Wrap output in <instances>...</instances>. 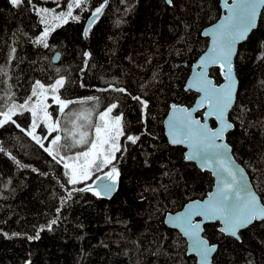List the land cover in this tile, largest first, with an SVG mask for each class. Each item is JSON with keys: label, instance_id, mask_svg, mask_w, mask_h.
<instances>
[{"label": "trees", "instance_id": "16d2710c", "mask_svg": "<svg viewBox=\"0 0 264 264\" xmlns=\"http://www.w3.org/2000/svg\"><path fill=\"white\" fill-rule=\"evenodd\" d=\"M102 2L86 0V10L74 8L72 14L79 19L55 27L45 48L34 43L43 26L33 5L41 6L43 0H23L19 7L0 0V105L8 96L23 103L37 80L48 86L63 77L56 94L76 103L64 113L51 105L53 118L82 105L93 106L95 114L116 104L112 115L121 116L125 136H140L136 144L120 137L127 150L116 153L120 177L112 198L74 192L68 199L73 186L67 183L63 162L57 163V157L26 134L31 112L19 111L12 117L15 123L0 126V264H196L186 254L185 241L163 218L189 201L203 199L212 178L184 162L181 147L167 143L163 120L171 103L189 107L197 97L183 87L208 44L202 29L221 15L219 0H108L85 36L86 20ZM262 45L264 8L234 60L238 91L229 114L234 127L226 141L264 203V62L257 59L264 52ZM210 76L221 82L218 69H211ZM89 96L98 100L88 101ZM133 97H140L147 108ZM34 134L48 147L54 132L39 123ZM61 136V144L68 145V138ZM79 151L60 152L70 157ZM62 198L66 202L61 208ZM57 208L58 223L30 240L40 226L56 218ZM239 236H224L218 224L204 226L203 237L217 245L214 264H264V222H254Z\"/></svg>", "mask_w": 264, "mask_h": 264}, {"label": "snow or ice", "instance_id": "6c2138e0", "mask_svg": "<svg viewBox=\"0 0 264 264\" xmlns=\"http://www.w3.org/2000/svg\"><path fill=\"white\" fill-rule=\"evenodd\" d=\"M13 7H19L23 0H9ZM32 0H28L31 4ZM170 4L172 0H167ZM86 0H68L67 10L56 12L55 9L39 8L35 9L37 15L40 16V23L45 25L43 32L36 37L34 43L43 45L48 48L47 37L53 30L49 27L48 17L51 16L53 21H63L67 23L68 18L78 20V16H73V8L86 10L83 5ZM108 0H103L99 6L95 7L92 12L93 18H98L103 12ZM35 8V6L33 5ZM59 7V3H57ZM227 16L219 25H214L210 35L212 36V46L208 52L201 57L199 62L200 71L196 74L193 81V86L198 92L203 93L197 108L207 104L208 111L204 113L205 119L214 117L219 123V127L210 129L206 124H201L200 121L195 120L191 116V112L186 109L179 110L180 115L173 116L168 122L170 143L172 144H188L190 148L186 159H198L203 161L204 165L212 167L215 165L219 171L214 169L213 174L218 176V188L215 193H210L208 198L202 203L195 201L186 206L185 212L177 214L176 216H169L167 222L180 228V230L192 239L193 250L200 256L201 260L207 262L208 256L215 251L216 246H209L207 241L200 237L201 225L200 223H193L192 217H204L208 221H219L223 227L219 229L222 233L230 235L237 240L240 239L238 232L251 225L254 221L264 222V203L259 201L256 193L251 190L247 182H245L243 173L239 169L230 167L226 145L218 144L217 141L223 139L226 131L233 128V124L227 119V112L233 104L234 94L236 91L237 80L233 71L232 58L236 55V45L243 41L250 31L257 26V15L262 8H264V0H232V2L225 3ZM94 22V21H93ZM55 26H59L58 24ZM85 36L88 34V29L85 30ZM264 47V45H262ZM14 51V50H13ZM85 58L89 56L88 52L84 53ZM58 58V54L57 57ZM257 59L264 62V52L257 57ZM87 63V60L85 61ZM211 65H218L221 69V74L224 76L226 83L216 86L207 76L206 68ZM0 71H3L0 69ZM59 72V69H57ZM6 74V73H5ZM65 81L61 77L47 87L39 80L35 82L32 88V93L27 97L23 103L17 104L11 96L4 100L3 105H0V126L9 122L15 123L12 119L17 114V109L29 111L32 115L31 130L26 134L40 144L44 151L47 152L53 159L59 156L57 163L63 162V167L66 170L64 175L67 178V183L72 185V189L68 192V199H71L74 192H91L94 196H110L112 192L116 191L120 171L114 164L117 161V152L126 151L122 149L120 144V137L124 136L127 142L136 144L140 139L139 135H126L124 126L122 124L121 116L117 115L110 117V113L117 108L116 104L110 105L105 111L99 113L98 123L92 124L88 115L83 113L76 114L77 119H83L90 126L94 127L95 137L89 139V134L86 131H79V139H75L77 134L75 131L76 120L71 123L73 131L67 128L63 129L65 132L64 139L69 136L73 137L71 145L61 144L62 137L56 135L50 141V147H44L42 138L35 135V129L39 121H43L49 133L60 131L59 120L53 121L51 114L47 111V105L44 103L46 94L51 92L53 100L59 104L61 113H64L69 104L76 103V101H64L55 95L59 88L63 87ZM113 91L125 92L123 88H112ZM42 97L44 99H42ZM35 98V99H33ZM88 101L98 100L97 97L89 96ZM140 101V103L147 108V103L140 99V97H133ZM83 103V101H80ZM177 110V106H172ZM195 110V109H194ZM17 127H20L17 124ZM79 127L83 128L84 125ZM21 131L25 129L21 128ZM43 139H47L44 137ZM86 145L87 147L73 156L65 157L60 155L61 149H68L70 147H77ZM0 151H4L0 148ZM14 159V158H13ZM68 161H71L69 163ZM17 164L19 162L17 161ZM24 167L23 165H20ZM107 169V170H105ZM35 171V169H33ZM103 173L102 176H95L94 173ZM239 174V178H238ZM91 180L92 183H84ZM100 181L99 184L96 182ZM84 184L83 187L76 188L77 184ZM95 185V187H93ZM65 199H61V208L65 203ZM61 208H57V216L52 219L46 226H40L36 237H28L31 239H39V232L51 230L53 225H56L60 219L59 213Z\"/></svg>", "mask_w": 264, "mask_h": 264}, {"label": "water", "instance_id": "95a60500", "mask_svg": "<svg viewBox=\"0 0 264 264\" xmlns=\"http://www.w3.org/2000/svg\"><path fill=\"white\" fill-rule=\"evenodd\" d=\"M165 2L168 3L167 0H165ZM226 2L230 4V3L232 2V0H219V7H220V10H221L222 14L220 15L219 19H218L215 23H213V24H211V25H209V26H207V27H205V28L202 29V31H201V36H202L203 38H207V39H208V44H207V47L205 48V50H204V51H203V52L197 57V59L195 60V62L191 65L190 72H189V74H188V76H187V78H186V80H185V83H184V87H183V89H184L185 91H191V92H194V93L197 95V97L194 99V102H193V103L191 104V106H189V107H187V106H185V105H179V104L171 103L170 106H169V110H168V112H167V114H166V117H165L164 120H163V132H164V136H165V138H166L167 143H168L170 146H172V147H181V148L184 150V152H183V159H184V162L194 164V165L196 166L197 169H199L201 172H207V173H209L210 176H211V178H212V187H211L210 191H208V192L206 193V195L204 196L203 199H201V200H192V201H189V202L185 203V204L181 207L180 210H178V211H176V212H174V213H166V214L164 215V218H163V223H164V225H165L167 228L176 231V232L182 237V239L185 241V244H186V254H187L188 256H193V257L195 258L196 264H205V262L202 261L201 258H200V256H199V255L193 250V247H192V239H191L189 236H186V235L180 230V228H178V227L174 226L173 224L167 222V218H168L169 216H176L177 214H182V213H184V212H185V209H186V206L192 204V203L195 202V201H199V202L202 203L203 201H205V200L208 198V196H209L210 193H215V192L217 191V188H218L219 185H218V176H217V175H214L213 172H214V169H215L216 171H219V169H218L215 165H213L212 167L206 166V165H204L203 161L198 160V159H191V160H190V159H186L185 157L189 154V152H190V148H189L188 144H186V143H184V144H172V143H170V136H169L168 122H169V120H170L171 117L180 115L179 110H181V109H186V110H188L189 112H191V116H192L193 119L200 121L201 124H206L208 128H210V129H215V128H218V127H219V123L215 120L214 117H208L207 119H205V117H204V113H205L206 111H208V107H207V104H206V103L204 104V106L197 108V105H198L199 101L201 100V97H202L203 93L197 91L196 87L193 86V81H194V79H195V77H196V74L200 71L198 65H199V62H200L201 57H203V56L205 55V53L208 52L209 48L212 46V36L210 35V33H211V31L213 30V26H214V25H219V24L224 20V18L227 16V14H228V13H227V10H226V8H225V3H226ZM168 4H169V3H168ZM262 11H263V8L260 10V12H259L258 15H257V25H258V22H259V19H260V15H261ZM96 19H97V18H93L92 15H91V16L86 20V23H85V26H84V33H85V30H86V29L89 30V28L93 25V23L96 21ZM93 21H94V22H93ZM256 27H257V26H256ZM255 29H256V28H255ZM255 29H253L252 31H254ZM252 31L249 32L248 36L250 35V33H251ZM84 35H85V34H84ZM248 36H247L243 41H240V42L236 45V54H237V50H238L239 45L242 44V43L248 38ZM56 57H57V53L54 54V55L52 56V62L57 63V61H58V59H59V54H58V58H56ZM235 57H236V55H234L233 58H232L233 71H234V60H235ZM213 68H216V69H218V71H219V74H220V77H221V82H220L219 84H216L214 78L210 76V70L213 69ZM206 74H207L208 78H209V79H210V80H211L216 86H219V85H221V84H225V83H226L225 78H224V76L221 74V69H220V67H219L218 65H211V66H208V67L206 68ZM234 75H235V71H234ZM235 77H236V75H235ZM236 80H237V78H236ZM237 91H238V80H237L236 91H235V94H234V101H233V104H232V106L230 107V109L228 110V112H227V114H226L228 120H229V114H230L231 110L233 109V107H234V105H235V102H236ZM173 105H176V106H177V110H174V109H173V107H172ZM194 109H195V110H194ZM199 112H202V114H201L200 117L197 116V113H199ZM211 120L214 121V123H215V126H214V127H212V125H211V123H210ZM229 122H230V120H229ZM230 123H232V122H230ZM233 127H234V126H233ZM232 130H233V128H231V129H229L228 131H226V132L224 133V135H223V139L217 141V143H218V144H223V145H226V146H227L226 151H227L228 159H229V161H230V165H229V166L232 167L233 169H239V170H241L242 173H243V177H244L245 182H247V184H248V186L251 188V190L255 192V190H254V188H253V186H252V184H251L250 178H249V176H248L246 170L244 169V167H243L242 165H240V164L235 160V158H234V156H233V154H232V148H231V146H230V145L227 143V141H226V136H227V134H228L230 131H232ZM101 176H102V175H101ZM238 178H239V174H238ZM96 183L99 184L100 181H97ZM117 186H118V183H117ZM117 186H116V190H117ZM93 187H95V185H93ZM115 192H116V191L112 192L110 196H101V197L104 198V199H106V200H109L110 198H112V196L115 194ZM255 193H256V192H255ZM256 195H257V197L259 198V201L261 202L260 197L258 196L257 193H256ZM261 203H262V202H261ZM192 222H193V223H200V225H201L200 237H201L203 240L207 241V243H208L209 246H211V245H215V246H216L215 251H214V252H211V253L209 254V256H208V260H207V262H206V264H214V263L212 262V259H213V256H214L216 250H217V245H216V244H210V243L208 242V240H207L206 238L203 237L204 226L209 225V224H218V231H219V229H220L221 227H223V225H222L219 221H208V220L205 219L204 217H199V216H193V217H192ZM254 222H259V221H254ZM254 222H253V223H254ZM253 223H252V224H253ZM252 224H251V225H252ZM249 226H250V225H249ZM249 226H248V227H249ZM248 227H246V228H248ZM246 228L241 229V230L238 232V235H239V233H240L241 231L245 230ZM219 232H220L221 234H223L224 236H226V237H231V238L237 240L236 238H234V237H232V236H230V235H226L225 233H222L221 231H219Z\"/></svg>", "mask_w": 264, "mask_h": 264}, {"label": "rangeland", "instance_id": "374dc122", "mask_svg": "<svg viewBox=\"0 0 264 264\" xmlns=\"http://www.w3.org/2000/svg\"><path fill=\"white\" fill-rule=\"evenodd\" d=\"M43 2L44 3L41 6H37V7H35V9H39V8L55 9L57 13L60 12V11H66L67 10L68 0H43ZM57 3H59V7H57ZM38 17H39V20H40V16L39 15H38ZM69 19H71V18H68V20ZM48 20H49V27H52V29H54L55 27H57L55 25L58 24L60 26V25H62L64 23L63 21H53L51 16L48 17ZM41 25L43 26V30H44L45 25L42 24V23H41ZM55 95H57V94L55 93ZM46 97H47L46 99H44L43 97H42V99H44V103L47 105V111H48V113L51 112V109H50V106L51 105H57V107H58V109L60 111L59 104H57L53 100V98H52L53 97V94L51 92H48L46 94ZM33 99H35V98H33ZM84 103L85 102H83V104ZM106 109L95 111V114H93V106H89V104H88V106H83L82 105L80 108L75 109L74 111H70V112L68 111V112H66L61 118L58 119L59 122H60L59 127H60L61 130L60 131H57V132H54V135L52 136V138L55 137L56 135H60L61 136V134L65 136V132L63 131V129H65V128H67L70 132L73 131L74 130L73 129V125L71 123L73 120H76V128H75V131H76L77 134L74 137L75 139H79V135H78L79 131H86L89 134V139L94 138L95 137L94 127L90 126L83 119H79L78 120L76 114L83 113L85 115H88L89 120L91 121V123L92 124H95V123L100 122L99 121V113L102 112V111H105ZM19 111H21V110L20 109H17V112H19ZM109 115H110V117H114L112 115V113H110ZM51 117H52V115H51ZM32 120H33V118H32ZM52 120L53 121H56L57 119H55V118L52 117ZM39 123H43V121H39L38 122V126L36 127L35 131L38 129ZM43 125H44V123H43ZM80 125H84V127L81 128V127H79ZM44 127H45L46 131L49 133L47 127L45 125H44ZM51 139H50V141H51ZM68 140H69L68 145H71L73 143V137L72 136H69L68 137ZM50 141L48 143V147L51 146ZM79 147H80V151H82L87 146L86 145H81V146H77V147H70V148H68V150H72L73 148H79ZM60 155H63L65 157H69L67 155H64L62 152H60ZM57 158L59 159V156H57ZM68 162L71 163V161H68Z\"/></svg>", "mask_w": 264, "mask_h": 264}, {"label": "bare ground", "instance_id": "6f19581e", "mask_svg": "<svg viewBox=\"0 0 264 264\" xmlns=\"http://www.w3.org/2000/svg\"><path fill=\"white\" fill-rule=\"evenodd\" d=\"M221 14H222V12H221ZM218 19H219V18H218ZM218 19H217V20H218ZM217 20H216V21H217ZM214 23H215V22H214ZM212 24H213V23H212ZM210 25H211V24H210ZM208 26H209V25H208ZM206 27H207V26H206Z\"/></svg>", "mask_w": 264, "mask_h": 264}]
</instances>
